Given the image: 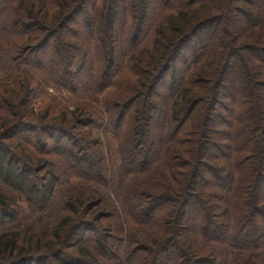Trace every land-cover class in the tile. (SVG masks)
Returning <instances> with one entry per match:
<instances>
[{
    "label": "trees",
    "instance_id": "obj_1",
    "mask_svg": "<svg viewBox=\"0 0 264 264\" xmlns=\"http://www.w3.org/2000/svg\"><path fill=\"white\" fill-rule=\"evenodd\" d=\"M261 43L264 0H0V264H264Z\"/></svg>",
    "mask_w": 264,
    "mask_h": 264
},
{
    "label": "rangeland",
    "instance_id": "obj_2",
    "mask_svg": "<svg viewBox=\"0 0 264 264\" xmlns=\"http://www.w3.org/2000/svg\"><path fill=\"white\" fill-rule=\"evenodd\" d=\"M264 44V43H261ZM41 79H43V77H41ZM44 79L42 80V90L38 91L39 96L42 98V101L47 100V99H56L58 101V103L60 104V106H65L66 103L67 104H71L72 103V98L70 97V95L65 91V90H60L57 86L55 87V85H53L51 83V81L49 80L50 84H46L43 83ZM98 99H102V95L98 94L97 95ZM69 98V99H68ZM44 99V100H43ZM90 100V108L96 107V96L94 95L93 98H89ZM35 101V107H37L41 102V100L39 99V103H37V99L34 100ZM89 108V109H90ZM96 138V136H95ZM101 146L103 147V152L105 154V160L108 162L107 166L109 169H114L116 166H118L119 164V156L116 150V145H115V140L113 138V136H111L110 134L106 135V136H101ZM106 145V146H105ZM107 147V148H105ZM106 149V150H105ZM130 179L129 182H131L132 178H128ZM73 186L78 187L79 189L83 190L84 193H92V191H97V187H94L92 185H89V182H72ZM102 189H99V192H102ZM111 194H114L113 192H111ZM17 195V194H16ZM114 198L113 195L109 196L110 198ZM113 203H117L113 202ZM143 237V236H142ZM191 241H193V243H195V237L192 239H190Z\"/></svg>",
    "mask_w": 264,
    "mask_h": 264
}]
</instances>
